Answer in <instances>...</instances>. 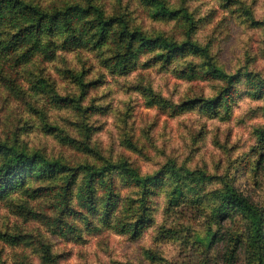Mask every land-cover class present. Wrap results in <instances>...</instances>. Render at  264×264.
Listing matches in <instances>:
<instances>
[{
	"label": "rangeland",
	"instance_id": "rangeland-1",
	"mask_svg": "<svg viewBox=\"0 0 264 264\" xmlns=\"http://www.w3.org/2000/svg\"><path fill=\"white\" fill-rule=\"evenodd\" d=\"M36 1L54 10L101 8L107 20L124 17L131 31L180 44L192 40L211 59L188 51L167 62L162 51H144L138 43L129 48L115 24L103 44L90 27L74 45L56 35L61 39L55 38L51 60L0 61V142L73 169L126 161L143 176L164 177L151 188L144 229L134 236L114 225L118 219L133 223L142 213L139 189L119 180L122 200L105 219L102 209L86 214L77 207L81 173L71 188L65 174L29 176L39 196L54 193L30 199L12 189L0 198V264H41V245H50L57 264H227L230 243L208 250L201 240L215 232L234 245L249 237L250 223L239 214L215 220L219 193L230 186L264 213V0ZM155 2L173 15L155 18ZM212 65L239 77L234 92L226 95L227 80L212 74ZM218 96L214 110L183 106ZM6 158L1 150L0 167ZM171 167L179 178L167 174ZM178 185L183 194L177 201L172 192ZM60 190L68 193L66 208L57 205ZM7 235L24 241L11 245ZM238 252V264H248L246 251Z\"/></svg>",
	"mask_w": 264,
	"mask_h": 264
},
{
	"label": "trees",
	"instance_id": "trees-1",
	"mask_svg": "<svg viewBox=\"0 0 264 264\" xmlns=\"http://www.w3.org/2000/svg\"><path fill=\"white\" fill-rule=\"evenodd\" d=\"M155 3V18H166L173 15V12L162 3ZM249 15L251 16V14ZM92 17L93 19H91ZM115 24L121 28V34L128 38L129 48L138 43L144 51H162L163 53L159 57H165L167 62H170L173 57L180 56L188 51L204 53L207 58L211 59L208 56L207 49H202L198 43L192 40L180 44L164 36L150 37L140 31H131L124 17L107 20L101 8L86 10L81 5L76 4L54 10V7H44L36 0H0V61L14 59L17 63H29L37 56L51 60L56 56V40L61 39L59 36L56 38V35L66 36L65 45H74L82 41L86 29L90 30V27L96 31L98 43L103 44L111 37V28ZM211 69L212 74L215 73L221 79L227 80V87L224 90L226 95L235 91L234 84L238 83V76L227 75L214 65ZM81 85L86 86L83 82ZM58 99L59 101H65L64 98ZM220 101V96L207 99L199 98L192 102L188 101L183 106L201 104L208 110H214L220 104ZM259 133L260 139L264 141V130ZM1 150L7 153V158L0 167V198H4L12 189L23 191L30 199H36L43 193L53 195L54 191L51 189L54 188H51L42 192L39 196L37 190L30 189L28 177H56L58 174H65V178L68 179V188H71L79 173H81L82 182L79 184L76 193L77 207L83 208L86 214H97L102 209L106 211L105 219H110L117 209V203L122 200V196L116 191L118 181L121 180L128 189H139L141 197L138 200L140 205L137 209L142 213L133 217V220H135L133 223L125 224L118 219L114 225L120 231L129 229L134 236H139L144 229L147 218L144 205L147 202V197L153 193L151 188L158 185L159 181L164 178L161 177L159 172L155 176H143L139 168L130 165L126 161H106L101 166L84 164L73 169L67 164L51 161L39 153L28 154L2 142H0ZM170 169L171 171L167 169V174L172 173L179 178L180 172L173 167ZM72 171H76V173L67 175L71 174ZM67 194V192L63 194L62 190L58 192V197L62 200L55 196V199H58L57 205L60 203L64 208L67 207ZM172 194L174 199L178 201L183 194L182 187L180 185L176 186ZM219 194H221V203L213 211L214 219L220 223L227 218H233L234 215H242L250 223L249 237L241 236L233 245L227 234L214 232L206 235L201 242L208 245V250H211L213 245H216L219 241L230 243L228 245L229 252L226 256L227 264L239 263L238 251L241 249L246 251L248 264H264L263 211L248 196L230 186H227ZM73 214L76 215V212L73 211ZM85 222L89 226L92 225L88 218H85ZM53 223H59V221L53 220ZM67 227L69 230L72 229L69 225ZM3 239L6 243L14 246H18L24 241L21 236L11 235H7ZM50 248V245H41V252H38L41 264H57Z\"/></svg>",
	"mask_w": 264,
	"mask_h": 264
}]
</instances>
